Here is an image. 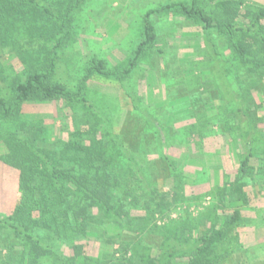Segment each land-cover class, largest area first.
Instances as JSON below:
<instances>
[{"label":"trees","instance_id":"1","mask_svg":"<svg viewBox=\"0 0 264 264\" xmlns=\"http://www.w3.org/2000/svg\"><path fill=\"white\" fill-rule=\"evenodd\" d=\"M91 2L0 0V46L12 47L15 57L27 65L25 75L13 80L0 65V140L7 148L1 159L21 168V197L9 214L0 216V264H221L220 256H213L228 227L241 219L238 210L224 223L215 220L208 231L195 235L186 221L163 231L154 220L148 226L158 211L151 204L153 198L134 196V187L154 181L143 172V165H133L119 143L126 133L138 134V128L133 130L124 122L116 135L110 116L95 108L89 81L103 76L124 84L147 58L163 55L165 51L156 47L169 18L199 25L206 52L202 59L206 57L214 70L203 88H212L211 98L226 105L222 132L229 136L235 130L231 142L242 154L237 177L225 184H234L242 199L244 187L257 186L259 168L264 172V4L167 1L142 12V31L126 67L112 69L106 59L93 56L78 71L75 67L58 72L65 50L81 31L78 23L87 25L86 6ZM223 47L226 53L219 51ZM198 80L199 75L189 79ZM258 83L262 85L257 90ZM130 93L127 97L134 104L138 93ZM34 102L61 104L64 126L71 129L67 140L52 144L48 137L32 135L19 124L23 106ZM78 104L82 108L75 110ZM113 155L130 160V166L121 167V161L114 159L117 166ZM258 157H262L261 167L253 164ZM134 209L146 215L135 216ZM224 256H229L228 251Z\"/></svg>","mask_w":264,"mask_h":264},{"label":"rangeland","instance_id":"2","mask_svg":"<svg viewBox=\"0 0 264 264\" xmlns=\"http://www.w3.org/2000/svg\"><path fill=\"white\" fill-rule=\"evenodd\" d=\"M167 1L190 0H92L86 6L87 25L84 21L78 23L81 31L76 34L73 46L65 50L58 72H68L75 67L78 71L93 56L106 59L112 69L126 67L142 31V12ZM256 1L264 4V0ZM169 21L164 32L160 29V42L156 47L165 51L163 55L147 58L124 84L103 76L93 77L89 81V96L98 112L110 116V126L116 135L121 134L124 122L133 130L138 128V134L136 131L130 132L131 136L126 133L125 139L119 137V143H123V154L133 159V165H143V172L154 181L134 187V196L146 194L153 198L151 204L158 211L148 226H152L154 220L163 231L166 226L171 228L186 221L192 224L195 235L208 231L215 220L224 223L226 216L238 210L241 219L234 227H228L213 257L220 256L221 264L263 262L264 188L261 190L259 185L264 186V172L259 168L255 176L257 186L244 187L246 193L243 192L242 199L234 184L226 187L229 178L237 177L242 154L231 142L235 139V130L229 131V136L227 131L222 132L226 130L227 114H223L226 105L211 98L212 88H203L205 80L210 82L214 70L206 57L202 59L206 52L202 50L201 27L193 21L170 18ZM219 42V38L215 39L218 46ZM224 48L219 51L226 53ZM0 65L12 80L23 77L27 70V65L15 57L12 47L3 45L0 46ZM197 75L198 82L191 83L189 79ZM260 85L262 83H258L257 90ZM127 92L138 93L137 102L133 104ZM135 104L138 109L134 111ZM60 105L58 102L27 103L19 124H24L32 135L48 137L52 144L56 139L67 140L71 129L64 126ZM81 108V104L75 106V110ZM186 108L189 113L185 112ZM97 124L102 130L99 119ZM6 152L0 140V216L9 214L21 197V168L2 161ZM261 158L253 159V164L261 167ZM114 159L121 161V167L126 163L130 166L126 158L113 155ZM147 200L144 199L143 204ZM132 213L146 215L136 209ZM227 251L229 256L225 257Z\"/></svg>","mask_w":264,"mask_h":264}]
</instances>
